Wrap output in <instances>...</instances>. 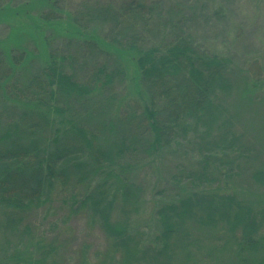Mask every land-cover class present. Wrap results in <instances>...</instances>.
I'll use <instances>...</instances> for the list:
<instances>
[{
  "label": "rangeland",
  "instance_id": "rangeland-1",
  "mask_svg": "<svg viewBox=\"0 0 264 264\" xmlns=\"http://www.w3.org/2000/svg\"><path fill=\"white\" fill-rule=\"evenodd\" d=\"M102 1L114 8L133 1L135 7L124 13L116 25L94 12ZM48 2L0 0V53L7 47L16 51V56L24 51L28 61L17 68L11 85L17 89L25 85L30 74L48 61L49 53L55 57L63 55L71 65L68 72L95 86L80 101L92 123L95 119L111 118L115 122L124 120L123 115L135 116L146 96V86L134 65L135 54L124 52L126 36L133 33L139 35L136 45L145 47L163 38L168 24L181 21L197 46L229 55L232 67L227 74V87L212 95L211 110L202 112L200 119L191 120L185 129L176 127L174 136L153 156H146L140 147L134 153L137 161L133 162L130 178L139 187L136 201L124 215L119 207L110 210L112 225L122 227L127 247H118L116 238L104 233L103 202L99 207L92 205L91 199L79 203L93 192V182L89 188L75 187L73 193L68 188L56 194L54 191L50 202L29 217L31 237H8L9 241L0 238V263L15 264L7 259L21 258L18 254L25 252L22 246L27 241L26 245H32L40 240L52 243L56 250L39 263L42 253L29 250L24 253L27 261L19 264H157L152 262L149 250L151 245H161L158 237L163 225L157 211L166 203L183 199H193L192 206L199 210L198 197L216 193L233 197L234 202L251 209L259 221L258 230L251 236L256 247L241 246L239 232L228 229L223 221L206 227L194 216L188 220L187 228L179 227L175 232L176 255L165 256L164 261L257 264L260 260L258 264H263L264 179L258 174H264V0H57L55 14L60 19L44 23L38 17L48 12ZM73 16L81 20L72 23ZM76 28L78 33L72 34ZM90 37H95L97 43L107 42L103 49L108 53L102 50L91 57L86 52L85 56L78 41ZM113 64L120 73L103 88L104 76L96 74L97 69L106 66L110 72ZM251 87L254 90L247 92ZM15 92L6 96L0 92L3 120L9 115V108H18ZM136 130L139 145L144 144L147 137L140 138L144 127L129 129L133 131L131 135Z\"/></svg>",
  "mask_w": 264,
  "mask_h": 264
},
{
  "label": "trees",
  "instance_id": "trees-1",
  "mask_svg": "<svg viewBox=\"0 0 264 264\" xmlns=\"http://www.w3.org/2000/svg\"><path fill=\"white\" fill-rule=\"evenodd\" d=\"M55 3L57 0H49L50 8L38 17L40 21L48 23L60 19L55 14L58 10ZM137 5L141 7L140 3ZM134 7L133 1L119 8L102 1L95 6L94 12L102 20L111 19L117 25ZM118 9L124 12H117ZM79 20L76 16L71 18L72 23ZM168 25L163 38L145 47L136 45L137 32L126 36L124 52L135 54L134 65L146 86V96L135 116L123 115L124 120L115 122L111 118L95 119L94 124L87 118L80 101L90 95L95 86L79 81L74 72H68L71 65L63 55L55 57L49 53L48 61L17 89L12 87L11 80L17 68L27 64L25 52L20 51L16 56V51L5 47L4 53H0V92L6 96L16 90L18 103V108H9L4 120L0 115V238L9 241L8 237H31L33 227L29 217L50 202L54 191L56 194L68 188L73 193L75 187L86 185L89 188L94 182L93 192L79 203L91 199L92 205L99 207L103 202L106 205L101 218L104 233L116 238L114 242L118 247H127L122 227H117L116 223L112 225L110 210L119 207L124 215L136 201L139 187L130 178L135 167L134 153L139 152L137 148L140 147L146 156H153L174 136L176 127L185 129L191 120H198L202 112L211 110L212 95L227 87V74L232 67L229 55L197 46L181 21ZM77 31L76 28L72 34ZM78 42L85 56L86 52L91 57L102 50L108 53L103 49L104 40L99 44L95 37H90ZM13 45L21 49L20 45ZM117 67L113 64L110 72L106 71V66L97 69L96 74L104 76L101 87L105 88L120 73ZM252 90L253 87L247 92ZM142 126L144 131L140 138L146 136L148 141L139 145L137 130L131 135L133 131L129 129H143ZM105 134L112 139L104 138ZM258 175L264 179L263 173ZM198 198L199 210L192 206L193 199H183L166 203L157 211L163 232L158 237L161 245L149 248L152 262L168 264L165 256L174 257L176 251L173 250L178 247L173 245L177 239L175 232L179 227L187 228L188 220L194 216L206 227L223 221L228 229L239 232L241 246L256 247L251 236L258 230L259 221L246 204L239 205L233 197L216 193ZM170 213L172 217L168 216ZM128 242L131 244L132 239ZM26 244L22 246L24 253L33 249L42 253L38 263L56 250L52 243L40 240ZM24 253H19L21 258L17 260L8 258L7 262H26Z\"/></svg>",
  "mask_w": 264,
  "mask_h": 264
}]
</instances>
